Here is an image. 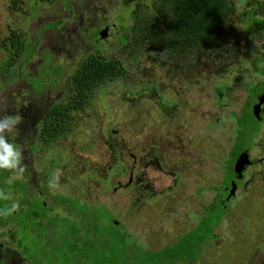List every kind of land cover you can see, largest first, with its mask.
Wrapping results in <instances>:
<instances>
[{
  "label": "rangeland",
  "instance_id": "1",
  "mask_svg": "<svg viewBox=\"0 0 264 264\" xmlns=\"http://www.w3.org/2000/svg\"><path fill=\"white\" fill-rule=\"evenodd\" d=\"M64 1L0 0V118L15 97L37 101L29 88L63 96L46 140L31 147L39 192L0 169V196L11 197L0 199V209L19 205L0 216V264H264L261 166L247 169L248 185L222 206L240 149L247 143L252 158L264 157V119L243 110L248 86L251 101L264 90V11L251 16V0H229L221 17L227 31L219 28L209 59L204 44L175 54L164 38L148 40L152 11L140 10L150 0ZM105 24L106 36H95ZM153 24L165 31L168 12ZM125 32L134 38L124 41ZM90 55L116 58L126 73L83 90L80 107L64 108L79 104L70 98L71 77ZM185 66L192 71L187 86ZM148 96V118L124 113L125 102L137 108ZM156 109L175 125L162 156L151 148L158 134L139 129L158 118ZM125 144L135 162L126 147L121 153ZM130 168L132 184L116 187Z\"/></svg>",
  "mask_w": 264,
  "mask_h": 264
},
{
  "label": "flooded vegetation",
  "instance_id": "2",
  "mask_svg": "<svg viewBox=\"0 0 264 264\" xmlns=\"http://www.w3.org/2000/svg\"><path fill=\"white\" fill-rule=\"evenodd\" d=\"M251 3H252L251 4V14H250L251 16H258V14H257L258 12H263L264 11V0H251ZM89 6H90V2H85L84 8L88 9ZM71 10L72 9L69 8L68 11H71ZM230 10H231V8L229 7L228 11H230ZM140 11H174V9H172V8L171 9H169V8L167 9L166 7H158V8H155V9L146 8V9L140 10ZM226 14H227V12H226ZM97 20H99V18H97ZM141 22L144 24L146 21L142 20V21H140V23ZM140 25H142V24H140ZM146 25H147V23H146ZM108 26L109 25L105 24L103 26L97 27L96 30H95V36L100 33V31L103 29L102 27H104L105 29L108 30V28H109ZM222 27L225 28L226 31H227V28H226V26H224L223 22H222ZM222 31H224V30H222ZM120 36L124 39V41H127V39H129L130 36H132V38H134V35H129L128 32L122 33ZM138 36H140V35H138ZM244 40H245L246 43L251 41V39H249L248 36L244 37ZM224 43H225V41L223 40L221 42V47H220L221 49H223ZM213 48H215V47L209 46V51H203L202 53L206 54L208 52L207 54H210L209 59H211L212 55L214 53L213 52L214 51ZM242 50L244 52H247V53L251 52V51H245L244 49H242ZM50 53H52V52L50 51ZM259 58L264 60V56H260ZM116 60H118V59H116ZM221 60H222L221 63H224V61L226 60V57L223 55ZM81 62H80V64H81ZM80 64H79V66H80ZM198 65H199L198 62L194 63L193 67H194L195 70L197 69ZM184 69H186V72H184L183 76L185 77L184 78L185 86H187V85L190 84V80L189 79H191L190 74H192V71L190 70L189 66H185ZM125 73H126V71H124V74ZM249 87L250 86H248V89H249ZM29 89L31 90V91L29 90V94L31 96H37V101L32 103V102L26 101V98H25L24 99L25 102L18 103V97H15V100L10 102V103H12L10 105L11 109L8 110L7 116H15V115L19 114L22 117V122L19 125H17V131L13 132L12 134H9L10 142L18 145L22 149L24 157H25L24 160H23V165H26V171L24 172L23 179H21V178L20 179L15 178V179L18 180V181H21L23 183V186H25V188L27 190H30L32 192V194H33V191H34L35 194H37L39 191L35 188V185L37 186V188H39V183H37V179H38L37 175L38 174L36 172H32L31 171L32 170V163H33L31 147L34 144H37L38 147H40L39 146L40 145V141H45L46 140L47 132H49V131L46 129L48 126L43 128L44 124L46 123L45 119L48 116L52 106L57 105V107H59L57 101H61V98L63 96L61 95V93H59L57 96H55V98L52 99L51 96H50L49 90H46L45 87H44L43 92L41 90L40 91L41 93L38 92L37 94H35L33 92V91H35L34 88H29ZM248 89H246V90L248 92L247 96H249V100L247 102L248 104L246 103V106H245L246 108H244L243 110L251 109V111L253 113V106L256 105L259 102L260 96L264 95V90L256 95L254 101H251L252 100V96L250 95ZM218 95H220V96L217 97V98H221V94L218 93ZM44 97H45V102L43 101ZM149 98H150L149 96H148L147 99H143L142 97H140L139 100H138L139 104H138L137 108H134V107L131 108V105L126 104L128 101L125 102L126 109H124V113L125 114H129V112H132V113L134 112L135 114H138V115L142 114L143 117L147 116V118H148V116H150L149 108L152 109L151 107H154V105H152L150 103L152 100H150ZM144 103H146V107L147 108L144 107V105H143ZM186 103H187V101L185 100L184 104H186ZM167 106L169 108H173V107H177L178 105L174 101L172 103H167ZM243 110H241V111H243ZM155 113L158 116V118H156L157 119L156 124H158L161 129L159 128L158 130H156L154 132V133L158 134V138L157 139L151 138L150 136H149V138L152 139V143H153V146L151 148H153V149L157 148L159 155L162 156L163 154H165L167 152L166 150L169 149V148H167L169 146V144L171 143L169 137L173 134L174 129H175V127H173V126H175V125L173 123L171 124L168 120H166L163 117V115L161 114V112L159 111V109H156ZM261 117H262V120H258L259 123L263 122V119H264L263 118L264 117V103L261 105L260 114H259V117L257 119H260ZM130 120H131L132 124H134L136 122V119L133 116H130ZM139 129H140V131H143L141 133H145V135H148V132L151 129V123H149V124L144 123V125L142 127L139 126ZM251 136H252V138L249 141H247L248 143L254 138L252 133H251ZM246 144L240 149L238 155L235 157V159H234V161L232 163V168L231 169H232V172H233L234 176L231 179V181L234 182V184L236 185L235 191L232 194H229L230 188H231V184H229L228 186H224L223 189H222V191H225L226 194H229L228 202L222 204V206H224L225 208H229V203H230L231 197L233 198L235 196L236 191L238 189H240V187H246L248 185L247 184V180H246V173H247L246 171H247V169L249 167H254L256 165L261 166V169L259 171H257L256 175L261 174V173L264 172V157L255 158V159L252 158L251 155H250V151H249L250 148L247 147ZM116 146L118 147L119 145L116 143ZM123 147H126L127 153L134 159V162H135L136 161L135 160V156H134V154L128 152L129 148L127 147L126 144L120 146L121 153L124 150ZM244 150L248 151L250 159L252 160V162H251V164L249 166H247V168H245V170H244V172L242 174V177L238 178V175L234 172L233 167H234V164H235V161H236L237 157ZM132 174H133V169L130 168L129 169V176H128L127 181L124 184H122L119 181H116V183H115L116 187H119V186L128 187V186H130L132 184V182H133ZM130 179H131V181H130ZM237 182H239L240 184H238ZM32 183H34L35 185L33 186ZM116 187H114V190H116ZM44 204H46V203L44 202Z\"/></svg>",
  "mask_w": 264,
  "mask_h": 264
},
{
  "label": "trees",
  "instance_id": "3",
  "mask_svg": "<svg viewBox=\"0 0 264 264\" xmlns=\"http://www.w3.org/2000/svg\"><path fill=\"white\" fill-rule=\"evenodd\" d=\"M64 2L68 4L66 0ZM228 4L229 0H150V4L146 7L148 9H155L154 6H156L157 8H172L174 11H167L169 24L166 26V30L161 32L157 31L158 26L153 23H156L159 13L161 14L163 11H152V14L150 13L148 17L145 16L148 23L153 21L150 26L145 27L147 38L148 40L164 38L169 51L175 54H179L181 50L191 47V45L204 44L208 48L216 42L219 28L222 26V16H225L229 10ZM8 62L9 57L4 60L3 68L8 67ZM118 62L114 58L102 59L91 55L84 58L78 70L71 77L73 94L70 95V98L72 101L79 100V104H67L63 107H80L85 100L83 90H90L105 81L121 77L124 71ZM60 107L61 105L51 107L43 128L49 126L48 118L57 114V109ZM156 121V118H152L150 121L151 129L154 131L160 128ZM0 262H2L1 257Z\"/></svg>",
  "mask_w": 264,
  "mask_h": 264
},
{
  "label": "clouds",
  "instance_id": "4",
  "mask_svg": "<svg viewBox=\"0 0 264 264\" xmlns=\"http://www.w3.org/2000/svg\"><path fill=\"white\" fill-rule=\"evenodd\" d=\"M22 122V117L17 114L15 116H4L0 118V169L13 173L15 178H23L26 171V165H23L24 154L22 149L10 142L9 134L17 131V125ZM0 199H11L9 196H0ZM18 203H13L11 207L0 209V216L7 217L18 210Z\"/></svg>",
  "mask_w": 264,
  "mask_h": 264
},
{
  "label": "water",
  "instance_id": "5",
  "mask_svg": "<svg viewBox=\"0 0 264 264\" xmlns=\"http://www.w3.org/2000/svg\"><path fill=\"white\" fill-rule=\"evenodd\" d=\"M106 34H107V29L104 28L100 31L99 36L100 38H103L106 36ZM263 103H264V95L260 96L259 102L253 106V114L256 118L259 117L261 105ZM251 162L252 160L250 159V156L247 150H244L243 152L239 154V156L237 157L235 161L234 167H233L234 172L238 175V178L242 177V174L245 168H247V166H249ZM235 188H236V185L234 184V182H231V188H230L229 194H232L235 191Z\"/></svg>",
  "mask_w": 264,
  "mask_h": 264
}]
</instances>
